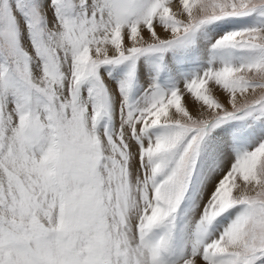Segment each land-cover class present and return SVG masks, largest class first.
Returning a JSON list of instances; mask_svg holds the SVG:
<instances>
[{"label": "snow or ice", "instance_id": "obj_1", "mask_svg": "<svg viewBox=\"0 0 264 264\" xmlns=\"http://www.w3.org/2000/svg\"><path fill=\"white\" fill-rule=\"evenodd\" d=\"M0 264H264V0H0Z\"/></svg>", "mask_w": 264, "mask_h": 264}, {"label": "rangeland", "instance_id": "obj_2", "mask_svg": "<svg viewBox=\"0 0 264 264\" xmlns=\"http://www.w3.org/2000/svg\"><path fill=\"white\" fill-rule=\"evenodd\" d=\"M176 9L174 8V11H175ZM213 91H214V94L219 98V99H221L222 101H224L225 100V94H223L222 92H220V90L218 89V88H214L213 89ZM261 89H257L256 90V95H259L260 93H261ZM251 95H252V93L250 92L249 93V96L251 97ZM187 106H188V104H187ZM189 107V106H188ZM189 109L190 110H192L193 111V113L195 114V111L193 110V109H191L190 107H189Z\"/></svg>", "mask_w": 264, "mask_h": 264}, {"label": "bare ground", "instance_id": "obj_3", "mask_svg": "<svg viewBox=\"0 0 264 264\" xmlns=\"http://www.w3.org/2000/svg\"><path fill=\"white\" fill-rule=\"evenodd\" d=\"M185 100L188 106L194 111H196V105L194 104V102L189 97H186Z\"/></svg>", "mask_w": 264, "mask_h": 264}]
</instances>
